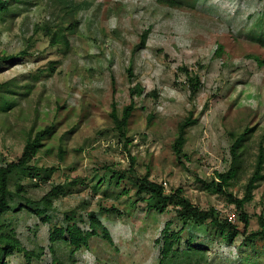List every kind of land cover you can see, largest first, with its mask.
Here are the masks:
<instances>
[{
  "label": "rangeland",
  "instance_id": "1",
  "mask_svg": "<svg viewBox=\"0 0 264 264\" xmlns=\"http://www.w3.org/2000/svg\"><path fill=\"white\" fill-rule=\"evenodd\" d=\"M9 1L8 11L0 14V57L16 58L0 64V163L17 160L29 136L48 128L50 134L31 164L56 168L47 181L22 170L10 178L13 192L18 184L25 192L11 200L0 221L11 224L27 248L43 249L33 264H52L55 257L72 264L65 243H50V230L65 227L66 216L88 230L91 213L99 216L113 242L96 228L98 235L88 249L77 252L73 264H161L158 240L168 222L172 232L184 230L164 264H264L260 238L239 236L230 245L210 221L184 227L173 207L160 213L137 202L132 180L118 184L131 153L138 176L150 174L166 194L181 188L200 209H214L222 220L241 226L226 197L199 180L211 181L216 172L229 168L231 134L237 137L250 128L244 173L231 188L243 197L264 145V0H174L177 6L158 0ZM37 25L62 29L59 38L67 37L70 47L52 45L42 32L35 33ZM181 67L201 78L193 99ZM136 84L144 93L135 98L126 142L115 130L112 102L122 111ZM190 113L196 123L183 139L187 159L182 166L173 145L179 124ZM74 182L53 199L50 222L32 211L43 208L41 199L52 187ZM26 199L32 202L28 208ZM101 207L123 215H102ZM246 211L248 235L261 231L264 178ZM9 262L26 263L21 254Z\"/></svg>",
  "mask_w": 264,
  "mask_h": 264
},
{
  "label": "trees",
  "instance_id": "2",
  "mask_svg": "<svg viewBox=\"0 0 264 264\" xmlns=\"http://www.w3.org/2000/svg\"><path fill=\"white\" fill-rule=\"evenodd\" d=\"M164 2L169 6H177L174 0H158ZM9 0H0V14L6 13L9 9ZM77 6V4H73ZM77 27V26H76ZM75 29V28H74ZM60 30H53L47 26L37 25L35 27V33L42 32L45 36L50 38L52 45L63 43L65 48L70 47V41L67 37L59 38ZM148 32L142 35V45L145 46L147 41ZM33 36L30 38L29 45L33 43ZM264 47V41L261 42ZM223 47L219 46L217 53L221 54ZM22 54H25L22 52ZM13 55H3L0 57V64L15 59ZM181 71L187 74L188 84L190 89V96L193 99L199 92L202 82L201 78L189 71L187 67H181ZM130 79L133 76L131 68L128 70ZM113 93L115 94V78L113 76ZM144 88L141 84L131 86L129 94L131 102L125 106L122 111L119 110L115 99L112 102L111 118L113 119L115 130L119 135L129 142L127 136V128L129 121L136 108L135 98L143 95ZM196 123V119L190 113L184 121L179 124L177 137L175 139L173 148L178 158V162L185 166L184 159H187V155L183 153V139L188 129ZM253 132L252 129H246L241 135L235 137L231 134L233 141L230 155L231 163L229 168L224 172H216L215 177L211 181L199 180L206 189L213 191L217 194L226 197L227 201L236 208V214L238 221L241 223L235 224L228 219L222 220L214 209L202 210L194 205L183 195L181 188L177 189L171 194H166L165 188L162 184L154 182L150 179V174L144 177L138 176L134 170L135 157L130 154V166L126 171L121 172L118 177V184L125 179L133 181L137 188L136 196L138 197L137 202H143L146 204L148 209H154L160 213H165L169 207H173L176 211L177 216L183 222L184 227L190 225H200L207 221L216 225L222 230L224 239L232 245L239 236H242L247 241L260 238L264 241V221L261 222L262 230L259 232L251 233L248 235V229L250 227V217L246 211V206L253 200L254 190L258 186V183L264 178V145L260 144L258 156L255 162L254 170L245 184V193L243 197H238L234 194L231 188L238 183L243 176L244 162H245V143L249 140L250 134ZM50 134V129L46 128L36 133L34 137L29 136L24 146L21 156L14 161L2 160L0 163V220L3 215L10 211L11 200L14 197H21L25 192V187L22 184L15 186V192L10 188V178L15 171L22 170L27 172L31 177L40 178L41 180H50L52 174L56 171V168H38L36 165H32L31 162L38 156L43 146V141ZM127 149V146H125ZM116 172H114V175ZM102 182H99L100 185ZM76 182L71 184H60L52 187V189L41 199L44 205L41 209L32 210L37 214L44 223L51 221L48 216V209L53 205V199L64 195L69 186L75 185ZM26 208L32 204L31 200L26 199ZM116 213L118 216H122L123 213L117 209H109L101 207L100 213L107 215L108 213ZM90 226L88 230L83 229L73 218L66 216V226L58 227L53 226L50 230L49 240L51 244L57 242L65 243L71 254V263H75V255L82 249H88L90 240L98 235L96 228H101L105 234V238L110 242H113L112 237L108 230L104 227L99 216L95 213L88 214ZM184 228L179 232L171 231V223L168 222L163 230L162 237L158 240L162 244L161 248V264H164L169 259L171 253L174 250L176 244L181 241V233ZM196 250V248H195ZM201 250V249H198ZM50 251L55 254L53 246L50 247ZM15 254H21L25 259V264H33L34 259H39L43 254V249L36 251L34 249L27 248L21 240L18 238L16 230L13 226L6 222L0 221V264H10L9 258ZM52 264H65L61 259L55 257Z\"/></svg>",
  "mask_w": 264,
  "mask_h": 264
}]
</instances>
